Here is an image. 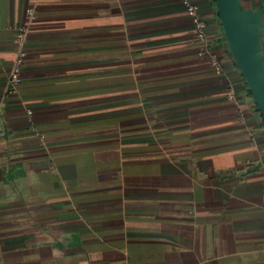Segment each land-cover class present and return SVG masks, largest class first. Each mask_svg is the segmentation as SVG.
<instances>
[{
	"label": "crops",
	"instance_id": "crops-1",
	"mask_svg": "<svg viewBox=\"0 0 264 264\" xmlns=\"http://www.w3.org/2000/svg\"><path fill=\"white\" fill-rule=\"evenodd\" d=\"M193 1L219 74L179 0H0V264H264V119Z\"/></svg>",
	"mask_w": 264,
	"mask_h": 264
},
{
	"label": "water",
	"instance_id": "water-1",
	"mask_svg": "<svg viewBox=\"0 0 264 264\" xmlns=\"http://www.w3.org/2000/svg\"><path fill=\"white\" fill-rule=\"evenodd\" d=\"M221 26L236 65L264 119V66L257 54L248 16L238 0H215Z\"/></svg>",
	"mask_w": 264,
	"mask_h": 264
},
{
	"label": "built area",
	"instance_id": "built-area-1",
	"mask_svg": "<svg viewBox=\"0 0 264 264\" xmlns=\"http://www.w3.org/2000/svg\"><path fill=\"white\" fill-rule=\"evenodd\" d=\"M183 5L187 18L191 25L194 28L195 39L198 42L199 49L198 53L200 55H207L209 57V61L214 69V71L219 74L222 71V61L220 57L213 53L210 50L209 46V36H208V25L205 19L200 15L199 7L193 0H179ZM29 15L32 16V13L29 12ZM27 34L26 27H20L15 38V56L13 60V64L8 76V92H13L17 83L21 80L22 67L24 64L25 58V38ZM228 99L230 101H235V92L232 85H228Z\"/></svg>",
	"mask_w": 264,
	"mask_h": 264
},
{
	"label": "trees",
	"instance_id": "trees-1",
	"mask_svg": "<svg viewBox=\"0 0 264 264\" xmlns=\"http://www.w3.org/2000/svg\"><path fill=\"white\" fill-rule=\"evenodd\" d=\"M213 1V0H212ZM256 110V109H255ZM257 111V110H256Z\"/></svg>",
	"mask_w": 264,
	"mask_h": 264
}]
</instances>
